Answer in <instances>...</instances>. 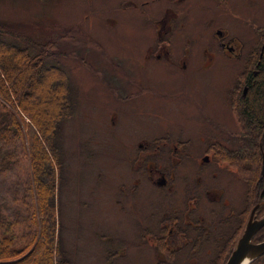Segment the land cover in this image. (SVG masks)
Listing matches in <instances>:
<instances>
[{
    "label": "rangeland",
    "instance_id": "obj_1",
    "mask_svg": "<svg viewBox=\"0 0 264 264\" xmlns=\"http://www.w3.org/2000/svg\"><path fill=\"white\" fill-rule=\"evenodd\" d=\"M129 1L137 8H123ZM166 6V0H0V22L29 41L53 45L57 62L48 63L59 65L70 83L75 108L60 126L56 191L59 243L70 264H223L225 252L217 257L223 239L239 225L228 218L245 205L238 171L221 167L215 180L197 166L207 146L242 142L235 104L263 54L264 0H187L178 11L187 17L168 22L159 44L155 20ZM219 31L232 39V52L220 48ZM159 45L169 60L154 57ZM163 137L180 139L189 153L170 196L169 187L148 177L152 165L168 175L169 148L154 161L138 159L139 144ZM20 171L0 173L2 212ZM206 188L225 200L215 205L216 217L214 206L203 208L208 222L223 221L217 236L225 237L214 238L199 258L179 254L168 262L157 245L163 215L185 209V199Z\"/></svg>",
    "mask_w": 264,
    "mask_h": 264
},
{
    "label": "trees",
    "instance_id": "obj_2",
    "mask_svg": "<svg viewBox=\"0 0 264 264\" xmlns=\"http://www.w3.org/2000/svg\"><path fill=\"white\" fill-rule=\"evenodd\" d=\"M53 48L0 22V173L21 169L8 189L7 211L0 209V264H70L59 243L56 191L58 135L75 102ZM254 63L256 74L246 76V95L235 104L242 142L219 148L220 159L243 178L251 205L264 199V50ZM43 80L48 84L40 88ZM158 250L174 259L163 244Z\"/></svg>",
    "mask_w": 264,
    "mask_h": 264
},
{
    "label": "flooded vegetation",
    "instance_id": "obj_3",
    "mask_svg": "<svg viewBox=\"0 0 264 264\" xmlns=\"http://www.w3.org/2000/svg\"><path fill=\"white\" fill-rule=\"evenodd\" d=\"M187 0H166L167 6L165 8L164 14L162 15V18L159 20H155V26L159 30L155 32L156 40L158 37V43L162 44L164 43V35L168 34V30H165L166 24L168 22H171L173 20H180L187 15L179 14V6L184 3ZM148 3H141V6H146ZM131 6L134 8L136 7V4L132 1L127 2L126 5L123 6V8ZM218 33V32H217ZM219 39H220V48L226 52H232L233 48L227 46L228 43L232 40L228 36H224L222 34V31H219ZM161 46V45H159ZM154 49L151 47L147 53V57L153 56ZM154 57L157 60H169V51L167 48L162 45L160 47V53H156ZM183 59V58H182ZM181 59V60H182ZM172 64V63H171ZM254 75L256 74V71L253 72ZM243 95L241 98H243L247 92V86L244 84L243 86ZM161 141L159 143L158 140L155 142H146L143 146L142 144H139V147H142L143 149L140 150V153L138 155V159L140 162L146 163L154 161V158L157 159L158 156H160L162 153L161 149L169 148L171 151V164L169 165L170 170H168V175L162 171L161 168L152 165V167L148 171V177L151 183L155 184L159 188L166 189L169 187V191H167V194L170 196V194L173 195V191H171L175 186L174 183L179 179L181 180L182 175V168L184 166L183 160L187 156L189 158V153L187 150H185L184 142H180V139L176 141L175 143L169 142V140L165 137L161 138ZM219 148H224L226 150L229 149H236L232 145L227 144H221V143H215L207 146L203 150V156L199 158L198 162V173L200 174H207V176H210L211 179H217L219 176L218 174L222 171V168L225 169L228 168L231 172H236L235 169L228 166V164L220 159L219 155ZM260 154H261V161L264 160V152L262 151V146L259 144ZM222 167V168H221ZM230 173V172H229ZM170 174V175H169ZM261 174L262 171H261ZM181 175V177H180ZM180 177V178H179ZM240 181L245 185L246 184L243 181V179L238 175ZM199 177L197 180L199 182ZM205 187V184H202ZM212 196H210V190L209 188H206V190H202V194L199 196H190L187 199V203H185L186 208L185 209H177L173 208V212L169 214H164V219L159 224V233L161 236L157 237V242L159 244H163L168 252L172 255L171 260L176 258L177 255L180 254V256L183 257L185 260V257L187 259H196L199 258L201 253H204V248L208 245L211 241L214 240V238H218L219 240L222 239L224 236H217V229L221 226L223 223L222 220L218 218H213V220H217L214 224L212 222H208V219L205 218L204 215V205L207 203L210 206H214V208H210V212L213 216H217V211L215 209V205L219 204L221 201H225L221 199L220 193L217 192V190H213ZM188 195L190 192L183 191L181 195ZM184 200V201H185ZM224 203V202H223ZM244 208L240 213L235 212L233 209L229 213V219L231 217L237 218L239 221L238 226H233V232L226 236L223 239V245L221 247V251H219L217 257H222V253L225 252L224 256H230L232 251L234 250L238 240L241 238L244 228L246 226V223L248 222L252 210L256 205H260V207L256 210L255 215L256 219H259V213H264V199L258 200L256 203L251 205L250 209L247 210L246 208V195L244 198ZM228 204L224 203V208H227ZM246 209V210H245ZM245 210V211H244ZM233 211V212H232ZM238 214V215H237ZM245 218V221L243 224L242 219ZM261 219V218H260ZM264 229H260L255 237L253 238L252 242L254 244L263 242L264 240L260 239L261 232ZM164 233V235L162 234ZM153 239L155 240L156 238ZM231 247V249H227L226 246ZM209 249V248H208ZM210 250V249H209ZM207 252V251H206ZM163 255L165 253H162ZM166 255V254H165ZM164 255V257H165ZM264 257V256H262ZM168 258V257H167ZM228 259V258H227ZM226 259V260H227ZM173 260V261H174ZM186 261V260H185ZM172 262V261H171ZM226 262V261H225Z\"/></svg>",
    "mask_w": 264,
    "mask_h": 264
},
{
    "label": "water",
    "instance_id": "obj_4",
    "mask_svg": "<svg viewBox=\"0 0 264 264\" xmlns=\"http://www.w3.org/2000/svg\"><path fill=\"white\" fill-rule=\"evenodd\" d=\"M262 57L260 54L259 60ZM264 172V160L262 162V173ZM260 207L256 205L246 223L243 234L238 240L234 250L224 264H251L264 256V241L254 244L252 242L256 233L264 227V217L256 219L255 212Z\"/></svg>",
    "mask_w": 264,
    "mask_h": 264
}]
</instances>
